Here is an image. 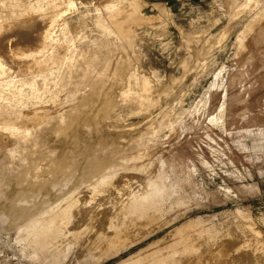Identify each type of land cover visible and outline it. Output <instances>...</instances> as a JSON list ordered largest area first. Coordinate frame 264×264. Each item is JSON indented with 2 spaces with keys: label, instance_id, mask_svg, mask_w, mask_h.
<instances>
[{
  "label": "rangeland",
  "instance_id": "obj_1",
  "mask_svg": "<svg viewBox=\"0 0 264 264\" xmlns=\"http://www.w3.org/2000/svg\"><path fill=\"white\" fill-rule=\"evenodd\" d=\"M107 182L158 224L118 254L39 249ZM189 220L264 264V0H0V264H119Z\"/></svg>",
  "mask_w": 264,
  "mask_h": 264
},
{
  "label": "bare ground",
  "instance_id": "obj_2",
  "mask_svg": "<svg viewBox=\"0 0 264 264\" xmlns=\"http://www.w3.org/2000/svg\"><path fill=\"white\" fill-rule=\"evenodd\" d=\"M47 32L48 30L44 31L42 40ZM109 183L94 189L90 196L71 200L47 220L43 227L39 228V249L49 251V255L60 256L68 247L90 245V248L99 253L104 251L106 254H118L124 246L135 240V233L146 227V224H158L160 210L156 206L153 207V203L150 204L151 200L148 203L145 195L144 198L139 194H130L129 200L126 198L128 202L126 200L127 203H121L120 206H117L118 201L115 202L116 197L111 198L112 200L105 199L102 195L105 185ZM128 189L126 184L122 190L125 192ZM197 225L198 221L189 220L183 227L173 231L174 237L171 239H161L154 246L130 256L119 264H237V257L232 254L228 243L217 242L213 236L194 229ZM192 228L194 232H191ZM259 243L255 248L264 247V243ZM258 261L254 264H260Z\"/></svg>",
  "mask_w": 264,
  "mask_h": 264
}]
</instances>
